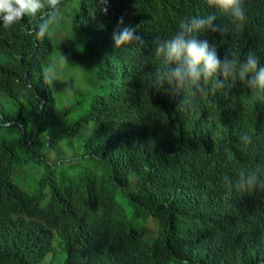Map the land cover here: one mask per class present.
Masks as SVG:
<instances>
[{
  "label": "trees",
  "instance_id": "16d2710c",
  "mask_svg": "<svg viewBox=\"0 0 264 264\" xmlns=\"http://www.w3.org/2000/svg\"><path fill=\"white\" fill-rule=\"evenodd\" d=\"M106 6L107 14L99 0H61L59 24L65 22L62 17L80 21L81 33L110 28L123 17L143 43L135 42L127 68L110 60L103 63L106 87L89 94L87 107L74 118L56 107L45 80L50 55L57 52L54 26L28 51L27 28L40 23L39 18L7 29L0 25L5 50L21 49L22 56L13 66L0 53V264H42L45 255L34 253L39 224L23 221L24 214L41 217L46 228L55 226L73 242L89 237V225L71 235L66 223L55 220L59 199L73 193L75 183H83L90 195L96 193L99 206H118L126 228L135 235L146 233L144 245L155 236L147 234L155 221L158 225L166 219V208L187 219L200 209L205 216L211 211L210 229L190 237L188 255L181 251L184 259L170 255L157 238L149 252L134 250L129 264H203L211 252L230 261L224 249L213 250L220 245L237 246L248 264H258L264 258V188L237 187L241 172L258 169V180L264 181V90L250 89L239 80L235 85L226 80L217 88L215 77L205 97H192L187 90L173 95L166 84L155 87V73L164 66L152 58L151 46L167 35L159 26L165 15L156 0H109ZM128 54L130 58L129 48ZM247 54L236 51L229 58L239 63ZM256 56L264 57V51ZM187 102L193 104L192 113L181 110ZM75 118L80 122L73 125ZM88 121L89 132L74 156L57 154L61 157L55 160L39 149L38 133L45 127L53 136H69L71 127L78 131ZM244 133L252 136L248 145L240 139ZM38 164L43 171L37 170ZM51 165L58 167L57 173ZM26 166L27 173L22 170ZM155 232L162 235L158 228ZM71 253L77 260L85 256L79 250ZM112 253V245H100L94 259L82 263L110 264Z\"/></svg>",
  "mask_w": 264,
  "mask_h": 264
},
{
  "label": "clouds",
  "instance_id": "9594fccd",
  "mask_svg": "<svg viewBox=\"0 0 264 264\" xmlns=\"http://www.w3.org/2000/svg\"><path fill=\"white\" fill-rule=\"evenodd\" d=\"M108 3L109 0H99V4L103 6L101 10L105 14L108 11L106 6ZM60 4L61 0H0V25L7 29L19 21L31 24V19L39 18L40 23L27 28L30 33L26 40L28 42L26 50L30 51L54 26L52 33L56 35L54 37L57 43L53 44V48L56 45L61 47L63 44L57 40L65 38L69 42L84 45L86 55L83 60H93L99 64L100 61L104 63L110 60L122 68L129 66L136 53L135 42L142 44L143 41L140 36L135 35V28L124 24L123 17L110 28L107 26L86 28L81 33L77 27L79 21L75 24L77 32L70 36L68 20L63 19L65 22L59 24ZM156 6L165 15V20L159 26L167 35L160 37L166 40L160 41L157 38L151 46L152 58L164 66L155 73V87L160 88L166 84L170 94L180 95L187 90L191 92L189 94L192 97L197 93L205 97L207 85L215 77L217 88L224 87L226 80L232 85L239 80L245 81L250 89L264 90V57L256 56L262 53L261 49L264 47V0H156ZM45 8L48 11H41ZM179 8L181 15L178 13ZM58 26H61L60 36L57 32L54 33ZM236 51L248 52L242 62L238 63L235 59L229 58ZM0 53L5 54L10 65L20 64L21 49L16 52L12 50V53L6 51L1 36ZM67 62V57L61 54L59 63L64 65ZM103 63H101L103 80L100 82L101 87L105 88L107 78ZM51 70L50 67L49 72ZM44 71L45 80L48 82L50 75L48 71ZM50 88L53 94L52 86ZM181 110L192 113L193 104L187 102ZM53 137L57 141L66 136ZM240 139L248 145L252 136L244 133ZM58 159L59 157H56L55 160ZM258 171L257 169L247 174L241 172L239 186L236 187L251 190L259 184V187L264 188V181L258 180ZM231 184L229 181V194ZM94 194L90 195L82 189L64 195L58 201L55 214V220L68 225L71 235H77L80 226L89 225L91 233L85 241L73 242L62 236L55 226L46 228L41 217L23 215V221L33 220L39 224L34 238V244L38 242L34 253L45 255L42 264H50L53 260L56 264H84L82 261L94 259L95 248L100 245L113 246L110 264H129L134 258V250L149 252L148 247L157 238L162 240L170 255L184 259L181 251L188 255L190 237L201 230L210 229L207 218L211 211L205 216V209H200L187 219L181 212L166 208V219L158 225L155 221L153 231L147 232L148 235L155 236L144 245L146 233L135 235L123 225V217L118 206L102 204L99 206L97 194L93 196ZM156 228L162 235L155 232ZM221 248L230 261L225 262L211 252L209 261L202 263L248 264L241 248L220 245L213 250ZM73 250L83 252L84 258L77 260L71 253ZM256 262L264 264V258ZM171 263L188 264L186 261H170L169 264Z\"/></svg>",
  "mask_w": 264,
  "mask_h": 264
},
{
  "label": "rangeland",
  "instance_id": "374dc122",
  "mask_svg": "<svg viewBox=\"0 0 264 264\" xmlns=\"http://www.w3.org/2000/svg\"><path fill=\"white\" fill-rule=\"evenodd\" d=\"M63 19L67 21L68 17H63ZM67 24L70 29V36H73L74 32H77L76 25L69 19ZM56 32L59 36L62 35L61 26L54 29V33ZM63 32L65 33V31ZM57 41H60L64 47L56 45L57 52L50 55L47 66L50 75L48 83L52 86L55 105L58 108L66 109L68 115L74 118L87 107L89 94L101 90L102 83L100 81L103 80L101 63L103 62L100 61L99 64L93 60H83L86 51L81 43L69 42L65 38H60ZM61 54L66 56L68 60L64 65L59 63ZM50 67L51 72H49ZM76 122H80L78 118L73 119V125ZM90 125V121L82 123L78 131L71 127L69 133L72 134L57 141L53 137L52 129L45 127L38 133V147L43 151V155L48 158L50 156V159H56L57 154H61L63 157H72L76 154L75 150L81 148L80 144H84V138L89 132ZM52 144L55 147L51 146ZM39 168L43 171L42 166L38 164L37 170ZM51 168V172H58L57 166L51 165ZM69 168L71 169V167ZM22 170L26 173L29 172L27 166ZM72 186L73 191L83 189V183H75ZM122 208L124 211L126 210V206H122ZM50 264H56V261L53 260Z\"/></svg>",
  "mask_w": 264,
  "mask_h": 264
},
{
  "label": "flooded vegetation",
  "instance_id": "af4514ba",
  "mask_svg": "<svg viewBox=\"0 0 264 264\" xmlns=\"http://www.w3.org/2000/svg\"><path fill=\"white\" fill-rule=\"evenodd\" d=\"M261 51H262V52L264 51V47H262Z\"/></svg>",
  "mask_w": 264,
  "mask_h": 264
}]
</instances>
